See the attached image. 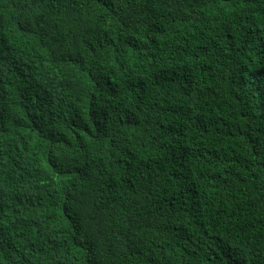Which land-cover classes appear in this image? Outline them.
Returning <instances> with one entry per match:
<instances>
[{
  "label": "trees",
  "instance_id": "trees-1",
  "mask_svg": "<svg viewBox=\"0 0 264 264\" xmlns=\"http://www.w3.org/2000/svg\"><path fill=\"white\" fill-rule=\"evenodd\" d=\"M0 264H264V0H0Z\"/></svg>",
  "mask_w": 264,
  "mask_h": 264
}]
</instances>
